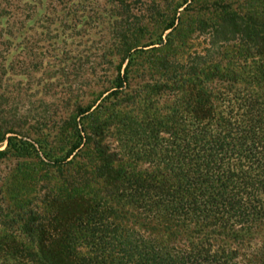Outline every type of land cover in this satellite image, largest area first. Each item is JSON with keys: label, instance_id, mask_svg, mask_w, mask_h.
Wrapping results in <instances>:
<instances>
[{"label": "rangeland", "instance_id": "1", "mask_svg": "<svg viewBox=\"0 0 264 264\" xmlns=\"http://www.w3.org/2000/svg\"><path fill=\"white\" fill-rule=\"evenodd\" d=\"M222 9L254 18L264 0H0V149L10 136L29 143L27 151L0 159V238L9 232L4 226L18 232V226H53L50 220L64 218L63 226H80L83 251L90 253L85 241L95 228L140 226L127 213L134 204L143 218L154 216L143 207L142 190L128 188L126 173L136 172L140 182L158 180L160 167L177 162L182 140L187 151L194 138L223 139L228 124L219 130L218 120H197V103L209 99L239 117L244 109L235 102L264 101L254 49L213 34L210 24L221 20ZM151 42L160 43L143 46ZM192 67L210 73L197 79L212 88L204 99L192 89L198 86ZM79 141L73 163L52 161ZM112 166L124 179L120 188L107 182ZM116 189L108 202L119 217L77 218L73 197L96 194L102 203ZM118 255L113 250L108 257Z\"/></svg>", "mask_w": 264, "mask_h": 264}, {"label": "trees", "instance_id": "2", "mask_svg": "<svg viewBox=\"0 0 264 264\" xmlns=\"http://www.w3.org/2000/svg\"><path fill=\"white\" fill-rule=\"evenodd\" d=\"M225 12L221 10L223 16L219 22L209 23L213 34L223 33L227 41L233 37L254 49L261 69L254 74L258 83L264 79V10H255L254 18L232 10ZM226 22L229 26L223 30ZM136 47H131L128 53ZM129 58L130 63L133 57ZM192 73L196 83H191L198 84L192 89L200 93L197 96L200 99L206 98L204 93L207 95L209 88L205 90L204 82L197 79L199 75L209 78L210 73L203 70ZM127 77L120 80L119 87L125 84ZM244 100L235 102L239 109H244L239 117L224 114V110L220 111L209 99L204 106L197 103L193 108L197 120H208L207 124L218 120L219 130L224 123L228 124L229 133L223 139L206 135L194 138L197 142L193 147L188 146L187 151L186 140H182L184 145L178 144L175 150L177 162L160 167L156 171L158 180L145 177L140 182L136 172L126 173L128 188L142 190L143 207L154 211V216L149 213L143 218L139 213L141 208L133 202L134 210L127 213L139 219L140 226H115V230L95 228L92 236L85 238V245L91 247L90 253L83 251L81 234L77 233L80 226H63L60 223L65 222L64 218L50 220L53 226H18V232L14 226H4L10 233L0 238V252L11 254L0 258V264H264V101ZM88 110L87 107L82 113ZM206 131L209 129L204 133ZM7 141L8 147L0 149V159L11 150H28L26 141L12 136ZM81 143L74 144L64 159L54 156L52 161L73 163L81 152ZM32 148L37 151L35 145ZM97 169L100 171L99 167ZM113 169L112 166V171L107 170V182L120 188L124 179ZM118 190L102 196V203L96 194L73 197L81 209L76 217L81 219L84 214L97 213H102L99 214L102 218L109 217L107 219L119 217L117 206L108 202L114 201ZM150 191L155 195L150 196L147 193ZM21 237L27 243L20 240ZM113 250L119 255L110 260L108 254Z\"/></svg>", "mask_w": 264, "mask_h": 264}]
</instances>
